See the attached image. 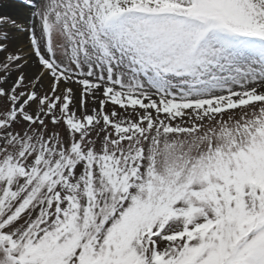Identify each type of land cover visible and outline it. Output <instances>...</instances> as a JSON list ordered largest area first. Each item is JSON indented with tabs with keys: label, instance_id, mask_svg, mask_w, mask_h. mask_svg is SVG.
<instances>
[{
	"label": "snow or ice",
	"instance_id": "6c2138e0",
	"mask_svg": "<svg viewBox=\"0 0 264 264\" xmlns=\"http://www.w3.org/2000/svg\"><path fill=\"white\" fill-rule=\"evenodd\" d=\"M0 264H264V0H0Z\"/></svg>",
	"mask_w": 264,
	"mask_h": 264
}]
</instances>
